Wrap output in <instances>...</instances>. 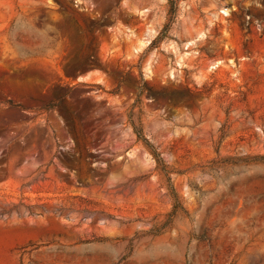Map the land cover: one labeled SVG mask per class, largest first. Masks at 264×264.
<instances>
[{
  "label": "rangeland",
  "instance_id": "374dc122",
  "mask_svg": "<svg viewBox=\"0 0 264 264\" xmlns=\"http://www.w3.org/2000/svg\"><path fill=\"white\" fill-rule=\"evenodd\" d=\"M168 9L0 0V264H264V0Z\"/></svg>",
  "mask_w": 264,
  "mask_h": 264
},
{
  "label": "trees",
  "instance_id": "16d2710c",
  "mask_svg": "<svg viewBox=\"0 0 264 264\" xmlns=\"http://www.w3.org/2000/svg\"><path fill=\"white\" fill-rule=\"evenodd\" d=\"M180 0H168V19L166 21V23L164 24L161 32L158 34V36L156 37V39L151 43V45L160 42L163 38H166V34L168 33L169 29L171 28L172 24L174 23V20L176 19V13H177V6ZM67 93H64L62 95V97H64ZM60 98H58L57 100H55L54 102L46 105L44 107L45 111H50L53 110L54 108L57 107V105L60 102ZM134 133H136L134 131ZM138 139H142L144 141L145 144H149L148 141L146 139H144V137L142 136L141 133H136ZM153 158L156 162V164H161L162 161L159 157V155L157 153H153Z\"/></svg>",
  "mask_w": 264,
  "mask_h": 264
}]
</instances>
